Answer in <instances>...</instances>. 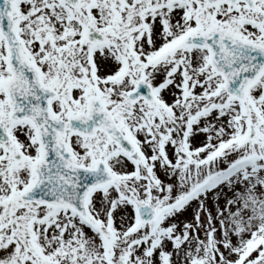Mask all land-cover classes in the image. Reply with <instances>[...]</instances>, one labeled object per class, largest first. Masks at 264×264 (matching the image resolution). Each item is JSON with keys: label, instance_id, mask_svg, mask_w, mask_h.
Masks as SVG:
<instances>
[{"label": "snow or ice", "instance_id": "1", "mask_svg": "<svg viewBox=\"0 0 264 264\" xmlns=\"http://www.w3.org/2000/svg\"><path fill=\"white\" fill-rule=\"evenodd\" d=\"M0 264H264V0H0Z\"/></svg>", "mask_w": 264, "mask_h": 264}]
</instances>
